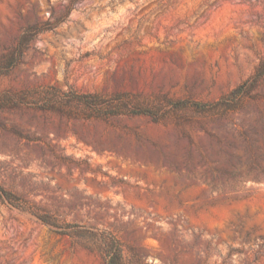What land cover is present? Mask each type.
I'll use <instances>...</instances> for the list:
<instances>
[{
  "label": "rangeland",
  "instance_id": "1",
  "mask_svg": "<svg viewBox=\"0 0 264 264\" xmlns=\"http://www.w3.org/2000/svg\"><path fill=\"white\" fill-rule=\"evenodd\" d=\"M263 60L264 0H0V94L103 101L0 111V187L110 232L126 264H264V78L230 110L174 105L219 100ZM93 243L0 201V264H105Z\"/></svg>",
  "mask_w": 264,
  "mask_h": 264
},
{
  "label": "trees",
  "instance_id": "2",
  "mask_svg": "<svg viewBox=\"0 0 264 264\" xmlns=\"http://www.w3.org/2000/svg\"><path fill=\"white\" fill-rule=\"evenodd\" d=\"M41 32V29L32 28L20 37L18 45L5 59V64L15 65L18 63L24 46L30 35ZM264 78V60L260 63L253 76L244 81L240 86L232 90L228 95L223 96L217 101L210 103H200L192 101H180L174 103L177 109H192L199 114H215L219 111L230 110L234 105L239 104L248 91L256 87ZM82 106L91 112H99L103 101L99 95H79L65 93L54 86H47L36 90L11 92L5 91L0 94V111L5 109H17L29 107L42 111H54L61 114L65 113V108L69 104ZM113 115L128 114L121 111L120 107L111 106ZM137 108V107H136ZM135 116H153L152 112L138 107L135 111L129 112ZM98 116L100 113H97ZM0 201L6 202L16 208L35 215L44 225L50 227L56 234L70 237H89L94 240L92 245H86L91 251L96 250L103 254L105 264H126L121 251L119 241L110 232H94L79 225L61 224L48 213L32 209L21 199L0 187Z\"/></svg>",
  "mask_w": 264,
  "mask_h": 264
}]
</instances>
